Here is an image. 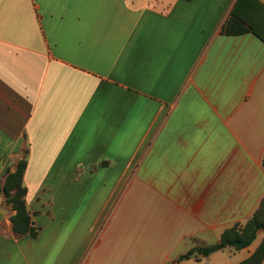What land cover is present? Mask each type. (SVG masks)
I'll list each match as a JSON object with an SVG mask.
<instances>
[{"label":"crops","instance_id":"obj_1","mask_svg":"<svg viewBox=\"0 0 264 264\" xmlns=\"http://www.w3.org/2000/svg\"><path fill=\"white\" fill-rule=\"evenodd\" d=\"M263 157L264 0H0V187L26 159L38 230L0 193V264L71 254V224L97 230L86 264L173 262L247 223Z\"/></svg>","mask_w":264,"mask_h":264},{"label":"trees","instance_id":"obj_2","mask_svg":"<svg viewBox=\"0 0 264 264\" xmlns=\"http://www.w3.org/2000/svg\"><path fill=\"white\" fill-rule=\"evenodd\" d=\"M252 29L246 26L242 21L236 17L231 18L225 23L222 32L224 34H242ZM264 167V157H263ZM27 168V160L22 159L19 161L18 166L13 173H9L6 176L5 183L0 187V193H2L9 204H11L15 215L11 218L13 231L19 236L30 235L32 237L38 236V230L33 225L31 214L27 208L26 195L27 188L24 184V175ZM259 231H264V199L260 203L258 209L254 215L246 223L243 230L237 228V225L227 229L221 236L218 243L195 247L189 250L187 253L179 256L175 262H169L166 264H180L183 260L194 259L200 261L202 258H206L214 252L233 248L236 251L243 250L251 246V244L258 237ZM264 260V238L260 242L255 252L240 264H260Z\"/></svg>","mask_w":264,"mask_h":264},{"label":"rangeland","instance_id":"obj_3","mask_svg":"<svg viewBox=\"0 0 264 264\" xmlns=\"http://www.w3.org/2000/svg\"><path fill=\"white\" fill-rule=\"evenodd\" d=\"M255 211H254V213H255ZM254 213L251 215V217L254 215ZM251 217L249 219H251ZM236 225H237V228H239L240 230H243L244 227L246 226V223L245 224H235L232 227H234ZM59 226H61L62 229H64V225H59ZM76 226L77 225H75V224L67 225V227L65 225L66 230L64 233L61 234L60 239L57 241V244H58L57 250H60L64 246L65 247H71V244L74 245L76 243V241L79 239L81 242H80V244H78L76 250L72 251V253L69 255H64V253H60L59 255H56V254L51 255L50 257H48L45 260V262L43 261V264H86V261L90 257L91 247L93 246V242L95 239V235L97 234V230L94 233L81 232L80 235L77 236L78 233L76 231ZM262 232L264 233V231H259L258 237L252 243L253 248L258 243H260L262 237L264 236L262 234ZM64 234H65V238L63 237ZM79 240H78V242H79ZM85 243H86V245H85ZM196 247H202V246H196ZM175 261H173V262H175Z\"/></svg>","mask_w":264,"mask_h":264}]
</instances>
